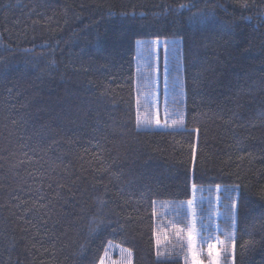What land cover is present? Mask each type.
I'll return each mask as SVG.
<instances>
[{
	"label": "trees",
	"instance_id": "1",
	"mask_svg": "<svg viewBox=\"0 0 264 264\" xmlns=\"http://www.w3.org/2000/svg\"><path fill=\"white\" fill-rule=\"evenodd\" d=\"M153 40L179 129L137 128ZM193 198L203 264H264V0H0V264H188Z\"/></svg>",
	"mask_w": 264,
	"mask_h": 264
},
{
	"label": "rangeland",
	"instance_id": "2",
	"mask_svg": "<svg viewBox=\"0 0 264 264\" xmlns=\"http://www.w3.org/2000/svg\"><path fill=\"white\" fill-rule=\"evenodd\" d=\"M161 45L160 50V61L163 65L168 68V53L171 55V58H175L176 62L178 61L177 54V43L172 41L167 45L159 42ZM154 49L152 44L146 42L137 43L136 47V57H135V86H136V121L137 128L144 129L147 127H152V108L153 103L160 102L164 106H166V116L164 120V125L162 124L163 130L170 129H179L181 127L182 115L177 111H172L170 108L169 95L170 87H161L164 91L166 88L168 89V94L165 91V101L163 102V98L157 99L155 96L156 91H159L155 87L158 83V74L152 73V68L157 67L158 63L153 58ZM164 67V66H163ZM175 67H178L175 65ZM175 80V79H174ZM155 84V85H154ZM178 93V99L181 97L180 89L175 88ZM181 102L178 100V103ZM183 206V205H182ZM158 210V218L159 223L157 225L156 232V247L160 256H162L165 251L169 249H173L179 247V244H185L187 249L186 251V261L188 264H203L202 259L204 255L201 254V250L199 247V238L197 235L196 229V210L194 204V198L185 203L181 212L179 213V209L176 205L173 204H160L157 206ZM183 214L182 219L186 221L187 230L184 231L185 237H182L183 230L179 228V216ZM180 244V245H181Z\"/></svg>",
	"mask_w": 264,
	"mask_h": 264
},
{
	"label": "built area",
	"instance_id": "3",
	"mask_svg": "<svg viewBox=\"0 0 264 264\" xmlns=\"http://www.w3.org/2000/svg\"><path fill=\"white\" fill-rule=\"evenodd\" d=\"M157 47V45H155V48ZM165 114V111L162 110V111H159L157 109H155V114H154V125H155V128H162V117L164 116Z\"/></svg>",
	"mask_w": 264,
	"mask_h": 264
}]
</instances>
